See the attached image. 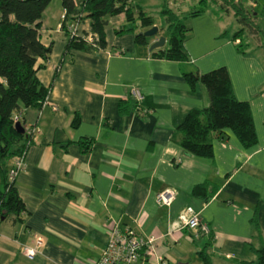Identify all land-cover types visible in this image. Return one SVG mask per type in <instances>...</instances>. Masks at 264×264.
Listing matches in <instances>:
<instances>
[{
    "label": "crops",
    "instance_id": "obj_1",
    "mask_svg": "<svg viewBox=\"0 0 264 264\" xmlns=\"http://www.w3.org/2000/svg\"><path fill=\"white\" fill-rule=\"evenodd\" d=\"M52 2L39 30L50 54L36 72L48 91L47 104L20 116L22 128L32 130L24 168L13 182L24 213L19 222L0 223V246L6 243L15 256L17 247L39 237L41 258L51 264H87L80 259L89 264L100 255L105 227L113 222L152 238L146 258L151 263L201 264L200 251L210 264L254 261L255 251L264 247V47L259 36L247 34L256 43L238 51L231 42L235 31L219 18L231 12L212 4L217 13L205 10L187 19L192 33L183 43L188 57L183 62L153 58L147 47L135 44L133 34H116L126 25L122 14L108 18L104 49L66 51V38L56 31L60 1ZM81 2L72 0L74 7ZM130 3L140 7V0ZM258 4L262 1L253 3ZM79 29L88 32V22ZM218 67L225 68L236 100L249 107L255 144L244 148L227 130L211 133L212 158L200 159L179 148L177 128L188 112L208 105V96L200 84L191 90L181 75ZM133 89L141 95L138 114ZM74 117L78 121L72 126ZM165 190L172 193L170 204L156 205L154 196ZM186 208L208 227L207 235L194 237L180 229L177 217ZM33 258L38 264V253ZM6 259L3 264H10Z\"/></svg>",
    "mask_w": 264,
    "mask_h": 264
},
{
    "label": "trees",
    "instance_id": "obj_2",
    "mask_svg": "<svg viewBox=\"0 0 264 264\" xmlns=\"http://www.w3.org/2000/svg\"><path fill=\"white\" fill-rule=\"evenodd\" d=\"M52 1L0 0V223L10 218L19 222L24 213L13 183L7 182V171L10 161L19 157L29 143V137L17 133L14 124L18 123L22 128L21 113L27 109L39 110L40 103L48 94L47 89L38 82L36 72L38 68L44 67L50 54L49 46L45 47L39 41V30L42 13ZM59 1L62 12L56 31H61L65 36L66 51L91 52L104 49L107 20L119 14L123 15L126 25L116 34L134 35L153 25L140 7L131 4L130 0H82L78 7L73 6L72 0ZM249 1H262L260 22L252 7L240 0H199V7L186 16H178L167 7H162L159 11V31L163 32L165 42L161 48L152 50L150 55L167 61H186L188 57L183 43L188 29L182 20L205 12L208 2L217 4L223 12L232 13L239 29L235 30L231 42L238 41L235 47L243 52L245 45L241 43L242 31L258 36L262 33L264 36V0ZM136 19L138 23L134 24ZM83 21L88 22L89 28L85 34L79 29ZM261 21L262 29L259 27ZM88 35H94L96 41L87 42ZM133 40L140 47H148L147 39L140 35L133 36ZM38 60L42 61L39 65ZM181 77L191 90L196 84L203 86L208 96V105L188 112L177 128L181 133L178 146L184 153L200 159H211L212 147L208 142L210 134L221 135L224 130L229 131L244 148L255 144L249 107L246 102L234 97L225 68L218 67L202 74L184 72ZM133 110L139 113L135 105ZM14 117H18L19 121L14 122ZM77 121V117H74L72 126ZM199 190V187L194 188V192ZM197 255L201 264H210L205 252L200 251ZM255 256L254 261L241 264H264V247L256 250Z\"/></svg>",
    "mask_w": 264,
    "mask_h": 264
},
{
    "label": "built area",
    "instance_id": "obj_3",
    "mask_svg": "<svg viewBox=\"0 0 264 264\" xmlns=\"http://www.w3.org/2000/svg\"><path fill=\"white\" fill-rule=\"evenodd\" d=\"M86 41L93 43L96 41V37L88 35ZM238 41H234L236 45ZM130 95L134 101V105L137 107L138 102L141 99V95L138 90H131ZM47 104V97L40 103V107ZM55 108H51L54 110ZM19 121L18 117H14L13 121ZM25 136L29 139L32 135V130L22 128ZM28 146V143H27ZM27 148V147H26ZM25 151L21 153L19 157L13 160L7 171V182L13 183L16 175L24 168V155ZM172 200V193L165 190L154 196V202L156 205L167 207ZM180 229H186L190 231L194 237L207 235L209 233L208 227L199 221L198 216L193 214L190 208H186L184 213L177 217ZM106 241L103 249L100 252L98 258L89 264H159L151 263L148 258L149 253L152 251V238L141 237L134 233L127 227L119 226L113 222L106 225ZM42 246V241L39 237H35L32 244L28 247L21 248V254L27 259H33L38 253V250ZM157 261H160L158 258Z\"/></svg>",
    "mask_w": 264,
    "mask_h": 264
},
{
    "label": "rangeland",
    "instance_id": "obj_4",
    "mask_svg": "<svg viewBox=\"0 0 264 264\" xmlns=\"http://www.w3.org/2000/svg\"><path fill=\"white\" fill-rule=\"evenodd\" d=\"M240 1L244 2V3H249V0H240ZM54 2H55V0H53L52 3H54ZM138 4H139L142 12L150 18L151 22H153L152 26H155L157 28L156 35L154 37L147 39V41L151 40V39H155L158 36L163 37V32L159 31V27H160L159 11L162 7H167L173 13H179V14L180 13L181 14L188 13L191 10H193L195 8L197 9L199 7V5L197 4V2L195 0H140V3H138ZM50 5H52V4H50ZM248 5L251 6L252 9L254 10V12L257 14L256 15L257 21L260 22V20H262L260 17L261 9H262L261 4H258L256 7L251 2ZM50 8H51V6H49L48 9H50ZM215 9L219 10L218 8H216V6L212 5V2L206 3V5H205L206 12L215 14V13H217ZM219 18H220V21H222L221 22L222 25L226 26L225 28H227V30L235 31V30L239 29L238 25H237L236 21L234 20L231 13L229 15L228 14L223 15ZM187 19H189V18H187ZM187 19L182 20V23L184 24L185 27H186L185 24L187 23ZM137 23H138V20L136 19L134 21V24H137ZM262 24H263V21H261V23H260V26H259L260 29H262ZM132 26L133 25H131V27ZM191 33L192 32L188 29L187 35L189 36ZM106 34H107V32H106ZM133 36H136V34H134ZM108 38H109V35H108ZM240 38H241L242 46L249 45V43H253L254 41H256L255 39H253V37L247 36L246 31H242L240 33ZM258 39H259V42L262 43V46L264 47V36L262 35V33L259 34ZM254 43H256V42H254ZM21 248L22 247H19V250H18V247L16 248V255L14 256V253L7 249L6 243H2V245L0 246V264H3L2 258H7L6 260H9L10 264H35L34 262H31V261H33L34 258L32 260H26V259L21 260L20 258H18L19 256L21 257V255H22L21 254ZM14 249H15V247H14ZM43 250H44V247L42 245L40 247V249L38 250V264H51L48 261V259H46V257L43 259L41 258V256L44 255ZM18 254H20V255H18ZM12 257L15 259L14 262L12 261ZM17 259H20V260H17ZM80 260H81V263H87L88 264V262H85L84 259H80Z\"/></svg>",
    "mask_w": 264,
    "mask_h": 264
},
{
    "label": "water",
    "instance_id": "obj_5",
    "mask_svg": "<svg viewBox=\"0 0 264 264\" xmlns=\"http://www.w3.org/2000/svg\"><path fill=\"white\" fill-rule=\"evenodd\" d=\"M156 33H157V28L155 26H151L149 29L145 31L136 33V36L140 35L144 39H149L151 37H154ZM164 42H165V39L162 36L156 37L148 44L147 51L151 52L152 50L161 48L164 45ZM14 130L19 134H23L22 129L18 123L14 124Z\"/></svg>",
    "mask_w": 264,
    "mask_h": 264
},
{
    "label": "clouds",
    "instance_id": "obj_6",
    "mask_svg": "<svg viewBox=\"0 0 264 264\" xmlns=\"http://www.w3.org/2000/svg\"><path fill=\"white\" fill-rule=\"evenodd\" d=\"M23 132V131H22Z\"/></svg>",
    "mask_w": 264,
    "mask_h": 264
}]
</instances>
